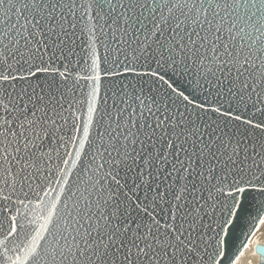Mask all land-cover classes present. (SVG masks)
<instances>
[{
    "label": "snow or ice",
    "instance_id": "obj_1",
    "mask_svg": "<svg viewBox=\"0 0 264 264\" xmlns=\"http://www.w3.org/2000/svg\"><path fill=\"white\" fill-rule=\"evenodd\" d=\"M264 0H0V264H264Z\"/></svg>",
    "mask_w": 264,
    "mask_h": 264
},
{
    "label": "bare ground",
    "instance_id": "obj_2",
    "mask_svg": "<svg viewBox=\"0 0 264 264\" xmlns=\"http://www.w3.org/2000/svg\"><path fill=\"white\" fill-rule=\"evenodd\" d=\"M262 231H264V229H262Z\"/></svg>",
    "mask_w": 264,
    "mask_h": 264
}]
</instances>
